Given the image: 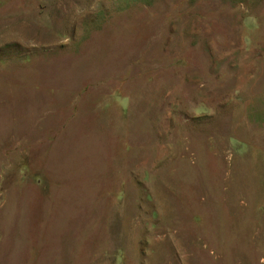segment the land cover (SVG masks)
<instances>
[{
    "label": "rangeland",
    "instance_id": "obj_1",
    "mask_svg": "<svg viewBox=\"0 0 264 264\" xmlns=\"http://www.w3.org/2000/svg\"><path fill=\"white\" fill-rule=\"evenodd\" d=\"M0 264H264V0H0Z\"/></svg>",
    "mask_w": 264,
    "mask_h": 264
},
{
    "label": "trees",
    "instance_id": "obj_2",
    "mask_svg": "<svg viewBox=\"0 0 264 264\" xmlns=\"http://www.w3.org/2000/svg\"><path fill=\"white\" fill-rule=\"evenodd\" d=\"M142 1H146V0H142Z\"/></svg>",
    "mask_w": 264,
    "mask_h": 264
}]
</instances>
